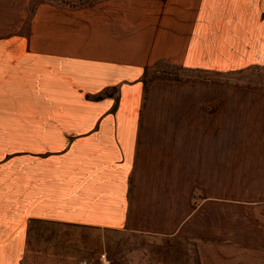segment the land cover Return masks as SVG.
Here are the masks:
<instances>
[{
    "label": "crops",
    "instance_id": "0c3cea01",
    "mask_svg": "<svg viewBox=\"0 0 264 264\" xmlns=\"http://www.w3.org/2000/svg\"><path fill=\"white\" fill-rule=\"evenodd\" d=\"M262 11L264 0L51 3L0 32V264H18L33 224L209 241L206 209L245 204L219 197L232 157L149 114L148 93L173 68L264 63Z\"/></svg>",
    "mask_w": 264,
    "mask_h": 264
},
{
    "label": "rangeland",
    "instance_id": "374dc122",
    "mask_svg": "<svg viewBox=\"0 0 264 264\" xmlns=\"http://www.w3.org/2000/svg\"><path fill=\"white\" fill-rule=\"evenodd\" d=\"M100 1L106 0H0V32L9 26L12 31L26 30L40 4L78 7ZM262 19L264 11L257 21ZM168 76L172 80L166 86H151L149 114L172 115L180 121L176 129L200 128L204 136L216 137L220 152L233 160L230 171H220L219 197L240 200L244 206L220 203L217 214L208 207L202 233L209 241L196 244L33 224L28 249L18 264H101L102 254L109 264H264V63L252 60L242 66L236 62L228 72L173 68ZM200 103L202 117L198 116ZM210 108L213 113L207 116L205 109Z\"/></svg>",
    "mask_w": 264,
    "mask_h": 264
},
{
    "label": "built area",
    "instance_id": "2783aa9c",
    "mask_svg": "<svg viewBox=\"0 0 264 264\" xmlns=\"http://www.w3.org/2000/svg\"><path fill=\"white\" fill-rule=\"evenodd\" d=\"M100 262H101V264H109V261H108V259L106 258L105 254H102V255L100 256Z\"/></svg>",
    "mask_w": 264,
    "mask_h": 264
}]
</instances>
